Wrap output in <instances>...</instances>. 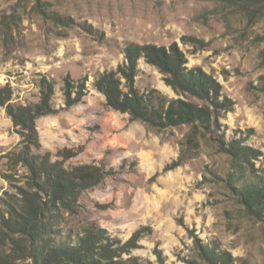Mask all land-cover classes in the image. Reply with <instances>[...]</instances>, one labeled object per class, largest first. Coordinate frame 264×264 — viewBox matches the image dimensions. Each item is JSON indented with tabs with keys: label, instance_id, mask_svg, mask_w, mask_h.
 Masks as SVG:
<instances>
[{
	"label": "rangeland",
	"instance_id": "1",
	"mask_svg": "<svg viewBox=\"0 0 264 264\" xmlns=\"http://www.w3.org/2000/svg\"><path fill=\"white\" fill-rule=\"evenodd\" d=\"M36 1L0 0V89L10 84L13 101L28 104L40 98L42 75L55 80L53 103L59 112L37 120L42 151L50 150L58 159L59 149L84 145L66 166L98 162L117 171L83 192L78 212L67 214L62 223L64 231L77 232L97 222L125 240L150 225L152 234L133 253L155 264L158 243L167 264H188L196 236L219 242L237 258L236 264H264V218L249 216L214 175L225 176L229 157L206 139L183 165L162 173L178 157L189 127L150 131L128 113L109 107L94 88L100 73L124 62L130 42L169 46L177 41L187 66L213 74L234 99V109L222 118L227 139L244 138L264 152V11L251 17L245 5L228 0H43L51 3L50 13L73 18L67 25L38 11ZM185 36L207 45L186 43ZM139 68L136 84L141 90L156 87L177 97L155 66L140 59ZM67 75L77 81L87 78L88 93L63 109ZM20 139L0 105V264H32L18 258L10 238H4L8 202L24 183V170H11L3 153ZM256 164L264 168V155ZM156 173L160 175L152 180Z\"/></svg>",
	"mask_w": 264,
	"mask_h": 264
},
{
	"label": "trees",
	"instance_id": "2",
	"mask_svg": "<svg viewBox=\"0 0 264 264\" xmlns=\"http://www.w3.org/2000/svg\"><path fill=\"white\" fill-rule=\"evenodd\" d=\"M228 1L245 5L251 17L264 11V0ZM50 6L49 1H36L37 10L44 15L71 24V16L50 13ZM261 37L264 40V35ZM183 40L199 48L207 45L204 40L192 36H185ZM124 55L123 63L100 73L94 80V88L105 96L106 104L114 110L128 113L131 121H141L150 131L189 127L179 142L178 157L167 163L162 173L183 165L192 157V152L201 148L202 140L209 139L229 157L225 176L215 173V177L224 182L249 216L264 218V168L256 164L264 152L246 144L244 138L227 139V125L222 118L234 109L235 101L223 92V84L218 78L202 67L187 66L188 57L177 41L169 46L130 42L124 49ZM140 59L163 74L166 85L177 97H170L156 87L141 90L137 86ZM261 79L264 90V75ZM86 81L87 78L77 81L70 75L66 76L63 109L84 99L88 93ZM10 86L6 84L0 89V105L5 108L21 139L3 156L11 170L19 173V167L23 168L24 183L16 186L17 193L8 202L9 216L4 218L8 234L4 238H10L13 249L20 253L18 258L31 259L32 264H155L150 258L133 253L141 248L140 241L152 234L150 225L141 226L125 240L113 236L97 222H89L77 232L72 229L64 231L62 223L67 214L78 212L83 192L100 186L117 171L98 162L66 166V161L81 153L84 145L59 149L56 156L61 158L58 159L53 158L52 151H42L37 120L59 112L53 103L55 80L42 75L40 98L28 104L14 102ZM158 175L160 173L151 179L155 180ZM9 177L12 178V174ZM194 242V254L185 260L188 264H236L237 258L219 242L206 243L197 236ZM154 254L159 264H167L159 243Z\"/></svg>",
	"mask_w": 264,
	"mask_h": 264
}]
</instances>
